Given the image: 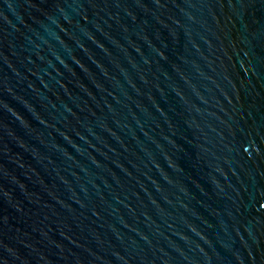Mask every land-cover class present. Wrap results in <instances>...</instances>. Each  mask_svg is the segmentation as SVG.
<instances>
[{"label": "water", "instance_id": "1", "mask_svg": "<svg viewBox=\"0 0 264 264\" xmlns=\"http://www.w3.org/2000/svg\"><path fill=\"white\" fill-rule=\"evenodd\" d=\"M0 264H264V0H0Z\"/></svg>", "mask_w": 264, "mask_h": 264}]
</instances>
